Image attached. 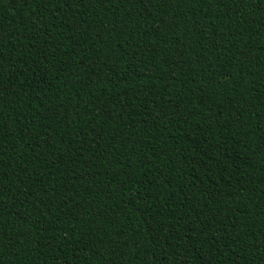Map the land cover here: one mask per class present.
I'll return each mask as SVG.
<instances>
[{
	"label": "trees",
	"instance_id": "16d2710c",
	"mask_svg": "<svg viewBox=\"0 0 264 264\" xmlns=\"http://www.w3.org/2000/svg\"><path fill=\"white\" fill-rule=\"evenodd\" d=\"M0 264H264V0H0Z\"/></svg>",
	"mask_w": 264,
	"mask_h": 264
}]
</instances>
